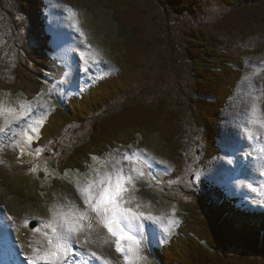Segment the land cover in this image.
Segmentation results:
<instances>
[{
	"label": "rangeland",
	"instance_id": "rangeland-1",
	"mask_svg": "<svg viewBox=\"0 0 264 264\" xmlns=\"http://www.w3.org/2000/svg\"><path fill=\"white\" fill-rule=\"evenodd\" d=\"M75 1L82 5V9H80L84 11L80 16V11L73 9L76 13V18H78L77 20L68 12L67 9L70 7L66 4H62L58 0H46L48 27L50 30L52 29V31L47 29V33L50 36V46L53 49L55 57L52 56L53 70L48 73L49 78L45 80L41 88V93L38 97L40 101H35L33 104L28 103V99L23 96H16L5 91L0 93V104H3L5 109L12 108L15 110V113L18 114L21 112V104H24L25 107L29 105L31 107V111H29L27 115L21 116V118L29 117V119L19 125L20 127H27L28 125L27 132L25 133L27 139L24 140L25 145L22 144L24 147L22 150L24 162L19 159L21 155L17 154L14 156L12 155L13 150H9L7 155L9 158H12L11 160L8 159L9 162H11V166H9L7 170L3 167L0 168V173L4 175L5 172H8L7 175L9 176H0V178H3L6 182L10 181L11 184L14 183V185H8L5 186V188L14 192L19 198L22 197L24 203L20 202V206L23 207V209L28 208L37 212L39 220L43 216V213L49 212V215L57 216L58 213L66 214L72 210L73 205L69 208L66 204L57 203L55 201H51L49 206V202L43 203L47 202L46 200L37 203L41 194L38 193L36 197L31 194L35 192L37 186L38 190L53 187V177L56 176V168H58L59 164L63 167L65 165V162H62L61 165V162L56 160H60L65 155L71 153L80 143L86 141L92 128L91 124L97 122V116L103 115L102 112L98 115L89 113L90 118L87 125L82 121L80 126L74 125L70 127L58 141H47L45 145L36 149V147H38L37 138L40 134L36 125H42L45 122L42 119L48 117L52 112V108L54 110L60 106L64 107L67 103H72L75 97L77 98L80 93L84 92L82 84L87 81L84 78L78 82H67L68 76L71 78L76 74L75 72L69 74L72 68L70 63L76 64L78 74H84L85 71L83 69L88 67L89 81L95 73L93 67L90 66L94 58L91 51L97 49L96 51L100 58L106 59L107 56H103V50L107 52L109 49L114 57L117 58V63L114 65L113 63L106 62L107 70H103L102 73L95 68L98 78L100 80L105 78L106 80V82H104L105 85L97 92L98 99L103 100L106 104L109 103L103 99L102 95H108L113 91H117L119 87H129V84L132 83V79L133 83H136L134 88L136 93L132 95L128 101L145 99L147 103L152 105L150 87L153 85L156 87L158 85V90L154 91V95H166L169 102L177 101L176 103H180L178 101L183 100L185 110H190V112L194 114V110L198 111L197 106H209L208 102H199L197 99L195 102H192L191 100V96L194 98L196 97L195 87L203 88V84L199 80L200 75L203 72L211 71L210 68L206 66V62H212L213 57H220L223 55L224 51H217L215 54L202 53L201 56L194 58L197 62V66L192 69L193 73L196 75L193 77L190 72V54L188 50V48H190V28L197 27L198 24L202 22L209 23L207 27L213 30V24L216 23L218 19L224 20L229 18L230 13L236 9V6H230L222 0H204L200 11L192 16L190 15V3L187 1L181 4H175L174 6H161L158 0H134L133 3L129 4H132V7H135L138 13H140L144 32L151 27L150 35L152 38L151 42H153L150 48L154 51V53H151L149 56L151 60L146 61V63L144 60L148 58V54L145 58L144 56L141 57V66L144 67H137L124 57V52L132 41L130 40V34L125 32V26L118 23V20L122 21L124 17L118 13L120 8L116 10L110 9L111 7H109L106 2H102L100 6L97 7L95 3L97 0ZM132 1L133 0H131V2ZM10 2H13V7L18 14L15 12L12 13ZM67 2L70 3L72 1L67 0ZM10 12L12 13L11 15ZM20 12L19 0H0V80L6 82L10 81L14 74L17 54L21 52L25 42H29L30 40V35L27 36V34L30 33L29 29L31 28L30 26L28 27L27 20L23 18ZM130 13H132L136 19L139 18L136 11H130ZM239 18L243 21V14H240ZM241 21H239L240 24L245 23V21ZM137 25L138 23L135 22V26ZM142 27L140 26V28ZM262 30H264V28L260 29V38H262V41L254 37L253 34L243 36L240 41H237L236 46L232 48L234 52L237 53V58L240 59L241 54L244 53L242 51L246 49L257 48L260 50L259 55L264 53L262 52V50H264V31ZM83 48L88 51L84 52L82 50ZM166 48L174 52L178 67H176L177 64L175 61H173L172 53ZM136 53L137 52L133 53L135 60H137ZM110 57H112L111 54ZM260 57L263 60L262 62L257 60V56L249 57L248 61H245V74L248 71V66L250 69L253 65L260 66V63L264 65V55ZM251 60L254 62L253 65L249 63ZM161 62L166 63L167 67ZM102 64L103 62L100 63V65ZM251 70L252 69L249 71ZM131 72L133 75L130 74ZM263 75L264 71L257 67L256 73L249 75V77L245 76L246 79L240 86L237 97L235 100H231V102L224 101L221 103L222 100H212L220 107L221 115L219 119L224 116V118L227 119L226 122L224 121V123L218 124V121L217 123H213L211 129H208L205 126L197 125L196 122L200 119L196 117L195 122L190 113H187L182 118L183 129L182 125H180L182 123H177V125L179 124V129H181L179 131L181 143L185 147V150H181L183 153V161L181 159V162L177 166H174L170 160L163 162L161 158L154 159L155 162H160L162 164V169L165 172L171 173L176 169L173 173H165L160 168L156 167L154 162H151L146 154L141 156L143 153H148L150 157L154 155V150L134 151H139L140 153L139 156L141 157L138 159L140 162L139 164H141L140 169L144 172L151 169L154 174L149 177L150 184L146 195H142L140 198L133 195L134 200H138L137 198L140 199L139 203L134 204L133 202L127 201L125 206L132 207L134 210H137L138 206V211L143 212L146 216L153 215L161 217L159 210L164 211V213L162 219L156 223L147 219L143 221L145 228L143 227L142 236L139 232L134 231L138 233L140 237L137 238L140 240L139 256H132L129 254L125 257L124 253L116 252L118 255L122 256V259L114 254L110 258L104 257L102 254L106 255V253H104L103 245L101 246V244L104 243V239L98 240L100 239L99 230L97 233L99 236L94 234L91 238V241L95 244V248L86 245L87 251L90 249L97 253L98 257L96 258L98 264H120V262L123 264H155L150 262V257L151 260L155 255L157 257V251L155 253L152 248L149 249V242H152V246H154L155 242V244L162 247L166 242L169 244L174 241L175 232L178 233V231L188 226L187 222L190 219V214H186V218L182 220L184 216L181 217L179 212L182 215L185 204L193 201V196L188 195V192L197 188L198 182H202V180L214 181L215 184L220 186L215 187L213 182L210 185H206L214 198L219 201L223 202L225 200V190L222 188L223 185H225L228 189L229 196L235 197V195H239L243 198L235 197L236 200H238L237 207H239V201L245 203L241 205L242 207H245L246 204L251 205V203L254 207L256 205L264 207V166H262V164H264V151L260 152L259 150L264 149V138L254 136L253 140L249 141L244 132L245 127H250L254 135L264 130V117L260 113L258 103V99L261 101V94L264 93ZM208 82L212 83V81ZM53 85L56 86L55 89H53ZM142 85L147 89L143 87L141 89ZM91 87L92 86H90V88ZM50 89H53L52 93ZM54 91L57 92L56 96L53 95ZM233 102H235L236 108ZM82 106L84 108H91L86 102H83ZM128 106H130V104H128ZM191 106H193V108H191ZM205 107L203 109H208L211 112L215 110L213 109L214 107ZM104 111L109 112L110 108L107 106ZM120 112L121 111L115 110L114 108L110 113L104 116L109 119L108 121H113L116 120L115 117ZM33 113L40 119H35ZM252 113H254V115H252ZM183 114L184 112L181 113V115ZM9 118L11 119L12 116L10 115ZM0 119L4 120V117L0 116ZM248 120L252 122L249 123L247 122ZM14 123H16V121ZM48 127L49 125L47 124L46 132H48ZM29 137H31V140L28 139ZM143 138L141 143L151 142L152 144L148 146L154 148L157 152H159L158 148L161 151H168L170 148L168 143L160 138L159 135L157 136L150 131L145 133ZM18 143H20V141ZM60 144L62 145L61 153L51 150ZM250 148L256 150H249ZM221 150L225 152L217 159L213 160V156L217 155ZM44 154L51 156L53 160L50 161L51 157H48V161L45 160ZM163 155H165V153H163ZM208 155L209 157H207ZM175 157L180 160V157ZM98 160L99 159H96L95 161ZM26 165L31 167L35 165V167L22 172ZM83 166L86 169L87 165L83 164ZM16 178L23 185L18 183V181L12 182L16 180ZM91 179V181H94V178ZM80 181L84 183V185L88 184V181L85 179H81ZM57 186L60 187L59 182L54 183V189H57ZM132 192L134 193V190H132ZM136 194L139 195L138 187ZM49 196L48 193L46 199ZM42 198L45 199V197ZM28 200L34 202L28 205ZM256 200L261 204L257 203ZM144 204H146V210L150 214L144 212ZM82 206L85 207L84 203ZM150 207L153 209L158 208L159 210H152ZM173 208H175V217H172ZM241 209L248 211L245 208ZM263 212L264 210L247 212L246 214L249 215L246 218V223L249 225H260L263 219L260 213ZM168 217H172L173 219L178 218L179 223L169 225L167 223ZM183 221L184 223L182 224ZM181 224V229L177 231ZM52 227H54L53 222ZM46 229H49L51 233V228L46 227ZM8 230V233L12 236V232H10V229ZM107 234V238H109V233ZM35 235L36 237L38 236V238L39 236L43 238L39 229L36 231ZM81 239L82 242H84L83 233ZM111 241L113 242V240ZM89 244H92V242H89ZM114 245L115 242L111 244V247L113 248ZM43 246L44 244H41V247ZM12 248L13 250L15 249L13 246ZM28 250L33 251V248H28ZM210 250L211 249H208V252H210ZM166 252L168 253V249ZM230 254H234L235 257H222L217 255L215 259H212L209 263L264 264V258L254 253L247 252L244 248L231 249ZM80 261H83V258H81L79 262ZM0 262L2 264H14L15 260L13 256H0Z\"/></svg>",
	"mask_w": 264,
	"mask_h": 264
},
{
	"label": "trees",
	"instance_id": "trees-1",
	"mask_svg": "<svg viewBox=\"0 0 264 264\" xmlns=\"http://www.w3.org/2000/svg\"><path fill=\"white\" fill-rule=\"evenodd\" d=\"M71 1L76 2L75 0ZM185 1L190 3V12L197 14L204 0H160L164 6H174ZM222 1L230 6H236V9L230 13L229 18L215 23L213 30L207 27L191 30L190 48H188L190 60L201 56L202 53L215 54L217 51H224L223 55L219 56L227 61L222 68V72V70H219L221 68L220 62L215 60L209 66L211 71L203 72L199 77L203 88H195L198 95L207 97L201 98L199 101L208 102L209 106L199 107L198 111L194 110V115L200 119L198 124L208 129L212 128L213 123L218 122L221 112L220 107L212 99L220 100L224 96L222 93L229 86L227 78H233L229 87V90H232L235 81L240 77L239 72L232 70L228 65L229 62L233 61L232 55L227 51L224 42L219 38L218 34L234 39L250 34L255 35L260 32V29L264 28V0ZM102 2H106L111 7L110 9L113 10L120 8L118 13L124 17L122 21L118 20V23L125 26V32L130 34V40L132 41L127 46L124 57L133 65L144 67L141 66V57L144 56L145 58L148 54L149 58L153 51L150 48L153 42H151L152 38L150 35L151 27L144 32L140 13L135 7H132V4H129L133 3L134 0L132 2L131 0L95 1L97 7ZM19 6L20 13L26 17L27 24L31 28L30 33L27 34V36L30 35V40L25 43L26 45L23 46L21 52L17 54L12 79L8 82L0 80V90L5 89L14 93H22L28 96L29 99H33L38 92L40 84L44 83L42 79L46 78L48 72L53 70L50 36L45 29L43 20V9L47 4L45 0H19ZM130 11H136L139 18L136 19ZM240 14H243V21H245L243 24L239 23L241 21L239 18ZM135 22L138 23L137 26H135ZM135 52H137V60L133 56ZM148 58L144 60L145 63ZM130 74L133 75L132 72ZM208 81H212V83ZM131 82L127 88L119 87L117 91L102 95L103 99L109 102L107 104L101 99L100 101L91 99L87 103L88 105L93 103L94 111L100 108L105 109L107 106L109 108L118 106L124 109L128 104L130 106H128V110L121 112L116 117V120H113L108 126L101 128L99 125H92L91 135L69 155L65 161V167L74 166L79 168L93 154L102 152L103 150L101 149L106 148L108 145L115 146L117 142H127L140 138L148 130L159 134L165 142L170 143L172 148H174V137L177 135V131L172 133L166 129V126L174 123L178 119V114L171 112L167 115L162 101L156 106L158 111L154 108L143 106L140 100L128 101L135 94L136 83H133L132 79ZM90 98L91 96L89 95L86 101H89ZM80 101L76 104L68 105L69 108L59 107L54 112L48 123L47 134H49V137L53 138L61 135L72 124H81L82 121L86 124L88 123L90 118V115L86 113L88 108H84L82 104H79ZM204 107H214L213 109L215 110L211 112L208 109H203ZM98 147L99 150H96ZM188 195L193 196V201L185 204L184 207L186 214H190V219L187 222L188 226L181 229L178 235L176 234L174 241L166 245L161 254H158L159 251H157V257L154 259L155 264H207L212 260V255L207 253V246L218 252L228 254L230 253V247L239 245L247 252L264 256V219L261 222V226L247 224L246 218L249 214L243 213L242 210H235L231 205L232 201L227 198L223 202L217 200L209 189H204L201 193L190 191ZM167 249L168 253L166 252Z\"/></svg>",
	"mask_w": 264,
	"mask_h": 264
},
{
	"label": "snow or ice",
	"instance_id": "snow-or-ice-1",
	"mask_svg": "<svg viewBox=\"0 0 264 264\" xmlns=\"http://www.w3.org/2000/svg\"><path fill=\"white\" fill-rule=\"evenodd\" d=\"M67 10L73 17L76 16L73 9L68 8ZM93 63L102 62L96 60ZM83 70L87 73L89 68L85 67ZM55 88L56 86L53 85V89ZM20 107L21 112L17 114L14 109H5L3 104H0V116L4 117V126L0 127V134L5 133L6 129L10 128L15 121L20 120L21 116L27 115L31 111L30 105L25 107L24 104H21ZM10 115L12 116L11 119L9 118ZM251 122L249 121V123ZM244 132L249 141L253 140L254 133L250 128H245ZM28 139L31 140V137ZM139 155V151L131 154L126 152L123 154V158L131 162L133 157L138 158ZM131 171L135 172L136 175L124 174L122 169L117 168L113 172H105L99 175L97 180L89 181L85 187L78 188L77 191L82 197L85 207L81 210L73 205L72 210L64 214L60 226L51 227V235L46 234L47 245L34 247L33 253L27 256L29 264H78V260L75 258L80 257L87 243L92 242L94 218L96 224L102 225L111 237L115 238L116 252L124 253L125 257L129 254L139 256L140 240L131 233L137 231L142 236L144 220L147 219L156 223L162 217L146 216L143 212L138 211V206L137 210L125 206L127 198L132 195L125 184L131 183L135 187L137 178L143 176V173L138 171L136 167H133ZM93 214H95L94 218ZM172 217H175V208L172 209ZM172 217L167 218V223L169 225L178 224V218L173 219ZM7 219L11 220L12 217L8 216ZM24 223L27 224L28 220L25 219ZM51 224L50 221L49 226ZM82 233L84 234V242L79 238ZM74 245L78 247H74ZM29 247L32 245L30 244ZM88 251L92 257H97L95 251L90 249Z\"/></svg>",
	"mask_w": 264,
	"mask_h": 264
},
{
	"label": "bare ground",
	"instance_id": "bare-ground-1",
	"mask_svg": "<svg viewBox=\"0 0 264 264\" xmlns=\"http://www.w3.org/2000/svg\"><path fill=\"white\" fill-rule=\"evenodd\" d=\"M238 120H239V118H238ZM240 122H241V120H240ZM10 159H12V158H10ZM16 211L18 212V214H22L24 210H22L21 208L18 207V208H16ZM49 214H50L49 212L48 213H43V216L39 220L40 223H39L38 229H46V227L47 228H51L52 227V224H51V226H49V222L50 221L52 222L51 215H49ZM63 216H64L63 213H58V215L56 217H54L53 222L56 223V226H58V227L60 226V223H62V220H63ZM0 222H1L2 226L4 227L3 228V233L2 232H0V233H2L3 235L6 234L5 235L6 237H11V235L8 233L9 232L8 229H10V232H12V230H13L12 226L9 227L10 225L8 224V222L6 220H2V221L0 220ZM97 229L102 230V233H103L102 237H100V239H98V240H101V238H102V239H104L103 242H106V243L109 242V241H111L109 238H107V235H108L107 234L108 233L107 230L104 227H101V225L96 224L95 218H94V230H97ZM28 234H29V232L26 233V235H28ZM97 236H99V234ZM39 238H40V236H39ZM79 238L82 241V239H81L82 238V234H81V236H79ZM94 239H96V238H94ZM37 240H38V238H37ZM87 245H89L91 248H95V244L93 243V241H92V244L87 243ZM102 245L103 244H101V246ZM103 249L107 251V254L106 255H107V257H109V255L111 254V252H110V249L108 248V246L107 245H104V248ZM32 253L33 252H30V253H27L26 254V253L23 252V255L21 257L20 250L17 249L16 247L13 250L12 245L9 244V245H7V248H4L3 251L0 252V256H2V257H10V256H13V258L15 260L14 264H25V262L23 261L22 258H24L25 256H28V255H31ZM103 256L105 257V255H103ZM97 257H98V255H97ZM81 258H83V261H80L78 264H94V261H98L96 257H94V260L93 261L89 258V254H88V252H86V248L83 250V254L81 255ZM26 264H29V262L26 261Z\"/></svg>",
	"mask_w": 264,
	"mask_h": 264
}]
</instances>
